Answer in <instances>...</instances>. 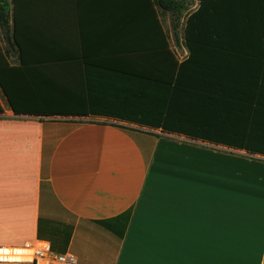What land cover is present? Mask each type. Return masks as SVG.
<instances>
[{
	"label": "crops",
	"instance_id": "1",
	"mask_svg": "<svg viewBox=\"0 0 264 264\" xmlns=\"http://www.w3.org/2000/svg\"><path fill=\"white\" fill-rule=\"evenodd\" d=\"M137 5L19 0L22 55H8L19 89L30 109L71 113H16L0 86V249L46 242L74 264H264V192L254 206L250 184L203 168L204 147L223 145L100 113L146 107L140 76H158L156 57L138 55L151 38Z\"/></svg>",
	"mask_w": 264,
	"mask_h": 264
},
{
	"label": "trees",
	"instance_id": "2",
	"mask_svg": "<svg viewBox=\"0 0 264 264\" xmlns=\"http://www.w3.org/2000/svg\"><path fill=\"white\" fill-rule=\"evenodd\" d=\"M168 1L173 10L182 7ZM133 2L138 4L140 35L151 38L138 55L156 57L149 71L158 76H140L146 107L127 115L100 113L264 156V0H198L184 21L188 53L182 60L169 49L155 9L156 4L168 5ZM18 6L19 0H0V29L9 43L0 42V86L16 113L70 114L30 109L29 97L19 89L20 69L8 61L11 45L22 55ZM146 70L141 64V72Z\"/></svg>",
	"mask_w": 264,
	"mask_h": 264
},
{
	"label": "rangeland",
	"instance_id": "3",
	"mask_svg": "<svg viewBox=\"0 0 264 264\" xmlns=\"http://www.w3.org/2000/svg\"><path fill=\"white\" fill-rule=\"evenodd\" d=\"M161 1L163 5L165 4V6H168L165 8L163 6H159V4H156L155 7L158 13V17L169 37L172 48L171 50L175 53L178 59L184 58L186 55V49L183 39L184 21L188 13L197 7L198 0H176L182 3V7L179 11H176V9L173 10V7L168 0ZM196 143L201 144L198 141H196ZM215 149H209L214 151V154H212V152H208V148L204 147L205 154H211V157H213V159L209 162L208 160H204L203 168L213 166V168L215 169L217 168L216 165L218 164L219 171L221 172L223 171V169H229L231 172L230 178L235 182V184H250L247 186L249 192L252 194L253 205H260L256 201L261 200L262 197L260 195V192H264V187H262L264 186V157L259 154H252L244 150L234 148L229 149L224 146L215 145Z\"/></svg>",
	"mask_w": 264,
	"mask_h": 264
},
{
	"label": "built area",
	"instance_id": "4",
	"mask_svg": "<svg viewBox=\"0 0 264 264\" xmlns=\"http://www.w3.org/2000/svg\"><path fill=\"white\" fill-rule=\"evenodd\" d=\"M33 249V258L29 261L30 264H74L73 255L53 253L46 242H38Z\"/></svg>",
	"mask_w": 264,
	"mask_h": 264
},
{
	"label": "bare ground",
	"instance_id": "5",
	"mask_svg": "<svg viewBox=\"0 0 264 264\" xmlns=\"http://www.w3.org/2000/svg\"><path fill=\"white\" fill-rule=\"evenodd\" d=\"M34 252V251H33ZM32 251L20 250V249H11L9 252L3 250L0 251V260H16L18 258H27V260H32ZM18 262V260H17Z\"/></svg>",
	"mask_w": 264,
	"mask_h": 264
},
{
	"label": "water",
	"instance_id": "6",
	"mask_svg": "<svg viewBox=\"0 0 264 264\" xmlns=\"http://www.w3.org/2000/svg\"><path fill=\"white\" fill-rule=\"evenodd\" d=\"M264 157V156H263Z\"/></svg>",
	"mask_w": 264,
	"mask_h": 264
}]
</instances>
